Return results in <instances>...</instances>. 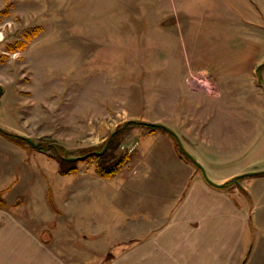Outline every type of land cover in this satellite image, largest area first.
I'll use <instances>...</instances> for the list:
<instances>
[{"label":"rangeland","instance_id":"1","mask_svg":"<svg viewBox=\"0 0 264 264\" xmlns=\"http://www.w3.org/2000/svg\"><path fill=\"white\" fill-rule=\"evenodd\" d=\"M0 88V127L57 144L65 158L101 151L119 130L112 154L128 159L113 176L140 145L179 154L181 143L233 195L247 239L264 242V174L248 173L264 170V0H0ZM129 120L162 124L178 140ZM98 155L59 174L99 175ZM55 193L48 186L49 208L31 203L32 218L21 214L32 236L71 264H120V243L93 245Z\"/></svg>","mask_w":264,"mask_h":264},{"label":"crops","instance_id":"2","mask_svg":"<svg viewBox=\"0 0 264 264\" xmlns=\"http://www.w3.org/2000/svg\"><path fill=\"white\" fill-rule=\"evenodd\" d=\"M159 144L140 145L116 176L84 170L65 176L42 150L0 131V192L8 200L0 207V256L8 255L10 264L15 257L24 264H37L34 258L71 264L32 236L21 216L31 217V203L49 208L50 186L57 204L70 209L77 232L94 234L87 240L100 249L109 248L110 240L120 243V264H264V242L247 239L251 232L233 195L208 183L202 165L194 167L174 146ZM101 259L111 264V258Z\"/></svg>","mask_w":264,"mask_h":264},{"label":"trees","instance_id":"3","mask_svg":"<svg viewBox=\"0 0 264 264\" xmlns=\"http://www.w3.org/2000/svg\"><path fill=\"white\" fill-rule=\"evenodd\" d=\"M139 124L143 125V126L151 127V128H163V129L169 131L178 140V137L174 134V132L162 124H153L152 125V124H149L148 122H142L139 120H132V121H127L124 124V126L139 125ZM0 131L6 137L10 138L11 140H13L15 142L19 143V142L26 141L23 136H21L19 134H15L13 132L6 131L5 129H3L1 127H0ZM118 132H119V130H118ZM118 132L111 134L109 136V138L107 139L106 142H107V144L109 143L107 151L105 153L99 154L97 156L98 160L95 162V171L102 177H111V176L115 175L118 172V170L122 167V165L128 159V156H126V155H124V156L122 155L121 157L114 158V156L112 154L113 149H115L113 145H115L114 143L117 139ZM178 146L181 150L179 155L183 154L190 161H192L189 154L187 152L183 151V146L181 145V143L178 142ZM38 149L47 152L49 154V156H51L57 160L58 166H59V169H58L59 173L68 174V173L76 170V167L73 165L75 163L74 159L69 160V159L64 157V156H70V155H72V153H68V152L64 153V150L59 145H57V144L49 145L46 142V143H41V145L38 147ZM60 150H63V153H60ZM111 158H113V159H111ZM254 174L262 175V174H264V170L254 172ZM243 175H246V174H243ZM243 175L238 176L237 179H239V177H241V176L243 177ZM48 199H49L50 205L55 209V205H54L49 193H48ZM4 205H5V202L0 198V207H2Z\"/></svg>","mask_w":264,"mask_h":264},{"label":"water","instance_id":"4","mask_svg":"<svg viewBox=\"0 0 264 264\" xmlns=\"http://www.w3.org/2000/svg\"><path fill=\"white\" fill-rule=\"evenodd\" d=\"M1 91H2V89L0 88V94H1ZM129 121H132V120H129ZM149 124H154V123H152V122H149ZM175 134V133H174ZM176 135V134H175ZM177 136V135H176ZM24 137V136H23ZM25 138V140L32 146V147H34V148H38L40 145H41V142L40 141H38V142H35L34 140H32L31 138H29V137H24ZM51 145V144H50ZM107 148V144L104 146V148L101 150V151H94V152H91V153H89V154H86V155H84V156H77V157H68L67 159H69V160H72V159H76V160H80V159H83V158H86V157H88V156H90V155H94V154H100V153H102L105 149ZM189 156H190V158H191V160L193 161V163L194 164H196L198 167H200L201 169H202V166H201V164L192 156V155H190L189 154ZM254 172H257V171H254ZM254 172H248V173H250V174H252V173H254ZM205 179L208 181V183H210V184H212V185H214V186H218V187H222L224 184L222 183V184H218V183H215V182H213V181H211L206 175H205ZM231 180H233V181H237V177L235 176V177H232L231 178Z\"/></svg>","mask_w":264,"mask_h":264},{"label":"bare ground","instance_id":"5","mask_svg":"<svg viewBox=\"0 0 264 264\" xmlns=\"http://www.w3.org/2000/svg\"><path fill=\"white\" fill-rule=\"evenodd\" d=\"M205 176V175H204Z\"/></svg>","mask_w":264,"mask_h":264}]
</instances>
